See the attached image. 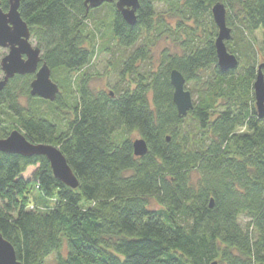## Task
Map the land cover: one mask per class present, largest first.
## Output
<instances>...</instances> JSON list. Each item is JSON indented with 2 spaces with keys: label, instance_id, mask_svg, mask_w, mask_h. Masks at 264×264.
Returning a JSON list of instances; mask_svg holds the SVG:
<instances>
[{
  "label": "trees",
  "instance_id": "trees-1",
  "mask_svg": "<svg viewBox=\"0 0 264 264\" xmlns=\"http://www.w3.org/2000/svg\"><path fill=\"white\" fill-rule=\"evenodd\" d=\"M156 1L176 17L175 31L154 0H139L134 25L110 6L123 84L104 91L91 85L87 46L88 23L100 9L87 11L84 0H20L52 80L60 87L62 73L70 87L50 101L30 94L33 74L10 78L0 88V138L17 129L33 143L58 146L78 180L75 189L64 185L45 156L0 151V233L22 264H46L51 254L54 264H264V115L253 92L264 0ZM216 2L232 28L226 48L238 61L227 71L214 47ZM0 7L6 11L8 0ZM204 23L201 38L196 29ZM163 35L178 51L164 49L155 69H139ZM172 69L194 97L182 117ZM131 131L147 144L142 156L125 136ZM31 189L45 207H27Z\"/></svg>",
  "mask_w": 264,
  "mask_h": 264
},
{
  "label": "water",
  "instance_id": "water-1",
  "mask_svg": "<svg viewBox=\"0 0 264 264\" xmlns=\"http://www.w3.org/2000/svg\"><path fill=\"white\" fill-rule=\"evenodd\" d=\"M103 1L112 0H84L88 7H97ZM20 0H8V9L0 7V47L6 48L7 53L0 59V70L3 78L0 88L15 75L33 74L30 82V94L46 100H55L59 87L51 78V70L41 59V52L30 42V30L19 13ZM138 0H118L116 8L124 21L129 25L136 23ZM213 21L217 27L214 40L217 64L221 71H227L238 65L236 57L229 53L225 42L231 38V28L226 25V10L222 3L216 2L211 6ZM264 61L257 67V74L253 82L255 107L260 117L264 115ZM172 85V101L179 117L185 116L193 108V100L189 90L185 87V78L177 69L169 73ZM168 139V138H167ZM135 156H142L147 152V144L143 138L132 141ZM0 151L16 153L23 156L42 155L49 161L52 174L64 185L75 189L78 180L58 146L49 143H33L17 129L12 130L5 138H0ZM0 264H22L17 259L12 244L0 233ZM211 264H216L212 262Z\"/></svg>",
  "mask_w": 264,
  "mask_h": 264
},
{
  "label": "rangeland",
  "instance_id": "rangeland-1",
  "mask_svg": "<svg viewBox=\"0 0 264 264\" xmlns=\"http://www.w3.org/2000/svg\"><path fill=\"white\" fill-rule=\"evenodd\" d=\"M154 2L156 3V10L158 14H160V16L163 19H165L166 22H170L172 26L171 29L174 30L176 22H177L176 17H173V15L168 16L167 14H163L162 11H164L165 5L162 4L161 2H157L156 0H154ZM110 11L111 10L109 6H104L102 9L95 11L93 13L95 22L90 21V23H88V30H91L89 32L92 33V40L90 43L88 42L87 46L91 47L92 50H94V55L91 60L89 72L92 77L91 85L96 90L113 91L115 89H118V87L123 84V81L120 80L118 76L122 69L120 56L115 57L113 55V53L115 52L118 53L119 49L121 51V48L118 47L116 40L112 38V35L110 32V27H109V22H110L109 18L111 14ZM96 22L98 24H96ZM205 23H207L206 19H205ZM205 23H204V28L201 26V27H197L196 29L197 35L198 36L200 35L201 38L204 37V35L206 34L207 25ZM185 24L187 26L194 27V24L192 21H185ZM204 31H205V34H204ZM231 32H232V28H231ZM253 36L256 40L255 47H258L260 41L262 40V32L258 30L254 33ZM30 42L33 46H36V41L32 37H30ZM176 45L177 44L173 41L171 37L163 35L157 40L155 45H153L150 48L149 54H148L149 59L147 60L149 62L147 63V62H143L140 60L136 62V65L138 66L139 69H143L145 67L146 68L151 67V69H155V67L159 63L161 52L164 49H168L170 52L178 51ZM133 49L134 47L130 50H133ZM7 51L8 50L6 48L0 47V59L7 53ZM128 51L129 50L124 51V52L127 53ZM259 54L260 55L258 59V64L264 61V55H262L261 53ZM76 74L77 72H73L72 76ZM62 75H63L62 73H58L56 78L61 83L59 87V93L62 94V96L63 95L66 96L68 95L67 90H69L70 86L68 84V81H64L62 80V78H60L62 77ZM127 79H129L128 76H127ZM185 87L187 90L190 91L189 85L185 84ZM192 98L194 99L193 96ZM19 101L23 105H28L27 104L28 101L25 97H20ZM125 136H127L131 141H134L135 139L140 138L137 132L135 131H131L127 135L125 134ZM28 198L30 200V204L27 206L28 208H31L32 206L36 205L37 202H38L37 204L38 207L40 208L45 207L42 203H40L41 197L37 190L31 189L29 191ZM34 201L36 203H34ZM48 204L51 205L52 201H50V203ZM54 260H55L54 254H51L46 258V264H54Z\"/></svg>",
  "mask_w": 264,
  "mask_h": 264
},
{
  "label": "flooded vegetation",
  "instance_id": "flooded-vegetation-1",
  "mask_svg": "<svg viewBox=\"0 0 264 264\" xmlns=\"http://www.w3.org/2000/svg\"><path fill=\"white\" fill-rule=\"evenodd\" d=\"M118 0H112V1H103L100 5H98L97 7H88L87 8V6H86V10L87 11H89L90 9H102L104 6H113L114 8H115V10H116V12H118L119 14H120V12L117 10V8H116V2H117ZM138 2H139V0H138ZM139 7H140V2H139ZM139 7L137 8V10H136V12H135V14H136V20H137V11H138V9H139ZM121 15V14H120ZM122 17V16H121ZM124 20V19H123Z\"/></svg>",
  "mask_w": 264,
  "mask_h": 264
}]
</instances>
